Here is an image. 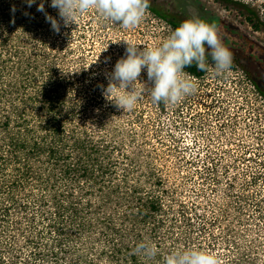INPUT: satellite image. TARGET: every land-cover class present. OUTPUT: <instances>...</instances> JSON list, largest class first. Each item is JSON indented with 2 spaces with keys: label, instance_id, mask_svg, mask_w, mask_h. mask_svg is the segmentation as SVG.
I'll return each mask as SVG.
<instances>
[{
  "label": "trees",
  "instance_id": "obj_1",
  "mask_svg": "<svg viewBox=\"0 0 264 264\" xmlns=\"http://www.w3.org/2000/svg\"><path fill=\"white\" fill-rule=\"evenodd\" d=\"M40 2L0 0V264H164L193 249L264 264V130L194 151L179 103L144 94L118 109L102 91L125 55L110 35L121 24L90 9L65 27L43 0L55 32ZM141 241L156 257L136 254Z\"/></svg>",
  "mask_w": 264,
  "mask_h": 264
},
{
  "label": "rangeland",
  "instance_id": "obj_2",
  "mask_svg": "<svg viewBox=\"0 0 264 264\" xmlns=\"http://www.w3.org/2000/svg\"><path fill=\"white\" fill-rule=\"evenodd\" d=\"M193 13L216 25L218 37L232 54V65L222 75H216L212 65L204 76H191L197 85L196 95L179 102L183 145L194 151L209 143L240 149L254 141L246 130H264V0H150L137 26L119 25L110 35L115 41L139 44L141 49L157 46ZM248 15L259 27H254ZM93 17L103 20L100 14ZM123 40L116 51L125 52ZM204 130L212 133L205 134ZM208 134L214 136H208L210 141L204 136Z\"/></svg>",
  "mask_w": 264,
  "mask_h": 264
},
{
  "label": "clouds",
  "instance_id": "obj_3",
  "mask_svg": "<svg viewBox=\"0 0 264 264\" xmlns=\"http://www.w3.org/2000/svg\"><path fill=\"white\" fill-rule=\"evenodd\" d=\"M26 3L31 7L35 0H26ZM50 6L58 10L65 27L75 24L79 14L91 9L124 28H132L144 18L150 0H51ZM37 10L44 13L53 31H60V22L45 11L43 0ZM123 41L125 55L117 59L112 72L106 74L108 84L102 91L105 99L122 111L133 110L144 94H148L155 104H176L185 96L194 94L197 85L184 69L195 64L200 71L207 72L208 57L216 75L224 74L232 65V54L218 37L216 25L195 13L170 30L157 46L141 49L139 44ZM142 70H146V81L141 80ZM135 252L152 259L158 249L154 244L141 241L135 246ZM164 264H220V261L214 253L193 249L165 255Z\"/></svg>",
  "mask_w": 264,
  "mask_h": 264
}]
</instances>
